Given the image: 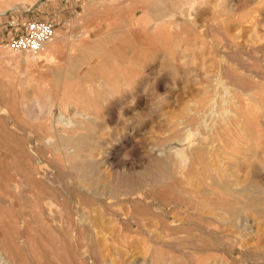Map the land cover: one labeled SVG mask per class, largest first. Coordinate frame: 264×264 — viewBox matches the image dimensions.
<instances>
[{
  "label": "rangeland",
  "instance_id": "rangeland-1",
  "mask_svg": "<svg viewBox=\"0 0 264 264\" xmlns=\"http://www.w3.org/2000/svg\"><path fill=\"white\" fill-rule=\"evenodd\" d=\"M13 18L54 23L64 36L55 61H43L42 51L29 54L38 58L27 70L17 63ZM224 84L254 118L247 133L263 130L259 141L243 140L227 156L202 127L206 104H223ZM30 96L51 101L52 113L27 114L21 103ZM0 107V235L24 262L81 264L79 239L53 232L48 216L62 224L66 208L76 223L93 222L106 235V264H264V0H0ZM81 109L92 116L80 131L82 155L97 157L92 171L41 141L49 127L81 120ZM200 146L209 169L190 171L184 154ZM83 174L97 183L87 185Z\"/></svg>",
  "mask_w": 264,
  "mask_h": 264
},
{
  "label": "bare ground",
  "instance_id": "bare-ground-1",
  "mask_svg": "<svg viewBox=\"0 0 264 264\" xmlns=\"http://www.w3.org/2000/svg\"><path fill=\"white\" fill-rule=\"evenodd\" d=\"M128 4V3H127ZM126 5V4H125ZM191 6H193L194 7V5L192 4ZM145 15V14H144ZM182 16H183V14H181ZM185 15V14H184ZM178 16V15H177ZM171 19V18H170ZM168 20V19H167ZM173 21V20H172ZM156 23H159V21H155ZM167 22V21H166ZM143 26H144V24H143ZM168 26V25H167ZM147 30V29H146ZM64 36L63 35H61L60 33H58L57 34V36H56V40H55V44L53 43V44H51V46L49 45L48 47H46L44 50H43V52L41 53V55H42V60L44 61V60H48V61H55V59H56V57H55V54H57L59 51H60V49L62 48V38H63ZM230 39V38H229ZM141 42H143V41H141ZM144 51H146V50H144ZM39 54V53H38ZM38 54H36V55H38ZM12 55H14V54H12ZM189 55V54H188ZM190 57H192V56H190ZM38 58V56H30L28 53H22L21 54V56L18 58V60H17V63L18 64H23V65H25V69L27 70L28 68H29V66L31 65V64H33V63H35V60ZM195 58V57H194ZM41 61V60H40ZM194 61V60H193ZM191 62V61H190ZM33 66V65H32ZM41 68V67H40ZM39 69V68H38ZM61 70V69H60ZM57 75V74H56ZM111 76V75H110ZM116 78V77H115ZM125 78V77H124ZM123 78V79H124ZM118 80V79H117ZM251 81V80H250ZM117 83V82H116ZM125 83V82H124ZM129 83V82H128ZM119 84V83H118ZM117 84V85H118ZM130 84V83H129ZM255 85V84H254ZM253 86V85H252ZM257 86H258V84H257ZM107 87H109V88H113L114 89V87L112 86V85H107ZM223 87H224V90H225V93H226V98H224V100L222 101L223 102V104H218V103H213V101L211 100V101H209L207 104H206V107L208 106L209 108L204 112V114H203V116H202V122H203V126L202 127H204V130L206 131L205 133H204V136L206 137V138H214V139H216V140H218V141H220L222 144H223V154H225L226 156H227V153H229V151H230V153H234V151H237V149L239 148V145H240V143H241V141H243V140H248V139H255V141H259L260 139H261V137H262V135H263V130H261V129H259L258 128V130H257V132H255L254 131V133H252V132H250V134H248L247 133V130H248V128H249V126L252 124V120L254 119L253 118V116L252 115H248L249 113H246V111H244V109H243V105H242V103L239 101V98H238V95H237V93H235L234 92V90L233 89H231L227 84H224L223 85ZM259 87H261V85L259 86ZM262 88V87H261ZM119 92V91H118ZM219 92V91H218ZM64 93V92H63ZM38 94H40V93H38ZM219 95V94H218ZM21 97V96H20ZM19 97V98H20ZM31 98H29L27 101H23L22 103H21V107H22V109L27 113V114H29V115H31V114H51L52 113V106H53V103L51 102V101H49V100H41L38 96H30ZM215 97H216V95H215ZM221 97V96H220ZM16 99H17V96H16ZM21 99V98H20ZM83 100V99H82ZM219 100V99H218ZM246 100V99H245ZM244 100V101H245ZM14 101V100H13ZM215 101V100H214ZM19 103V102H18ZM68 103V102H67ZM81 103H84V102H81ZM8 104H10V103H8ZM69 105H70V103H68ZM79 104H80V102H79ZM78 103H76V105H79ZM216 104H217V106H216ZM250 104V103H249ZM76 105H74V106H76ZM82 104H80V106H81ZM11 107V106H10ZM15 107V106H14ZM81 107H83V106H81ZM93 107V106H92ZM8 108H9V106H8ZM13 108V107H12ZM60 108H61V110H60V112H61V114L63 115V116H65V118L67 119V117H66V110H67V104H65V103H61L60 104ZM72 108V107H71ZM246 108H247V106H246ZM20 109V108H19ZM202 109V108H201ZM204 109V108H203ZM249 109V108H248ZM55 110H57V108L55 109ZM54 110V111H55ZM4 111H5V109L2 107H0V114L1 115H3L4 114ZM16 111V110H15ZM59 111V110H58ZM73 111V110H72ZM71 111V112H72ZM14 112V111H13ZM59 112V113H60ZM95 115V114H94ZM98 115V114H97ZM195 116H197V115H195ZM22 117V116H21ZM80 117H81V120H79V121H72V122H67L66 124H64L61 128L59 127L57 130H53V127L54 126H52V127H49V134L48 135H46L41 141L43 142V146H48L47 148H49V147H52L56 152H58V153H60V154H66V158H67V160L68 161H71V162H73V161H80V160H83V162L85 161V162H89V170L90 171H92L93 170V168L96 166V165H98V161H96V156L94 157H92V158H94L93 159V161H91V159H86L83 155H82V152L84 151V144H85V141L84 140H82V138H85V137H83L84 135L82 134V133H80V131H85V121H87V120H90L91 119V114L90 113H88L87 111H85L84 109H81V111H80ZM37 118H38V116H37ZM191 118V117H190ZM21 119V118H20ZM19 119V120H20ZM41 119H43V118H41ZM262 119V118H261ZM21 120H23V117H22V119ZM264 120V119H263ZM58 121V123H61V119H58L57 120ZM3 122V121H2ZM20 122V121H19ZM11 123V122H10ZM11 124H15V122H13V123H11ZM105 124V123H104ZM15 125H17V124H15ZM191 125V124H190ZM194 125V124H193ZM87 126V125H86ZM89 126H91V125H89ZM12 127V126H11ZM176 127V126H175ZM182 127V126H181ZM183 128V127H182ZM95 129V128H94ZM185 129V128H184ZM30 130V129H29ZM26 131L28 132V130L26 129ZM16 132V131H15ZM88 132V131H87ZM21 133V132H20ZM19 133V134H20ZM84 133V132H83ZM32 134H33V131H32ZM87 134V133H86ZM183 134V133H182ZM198 134V133H197ZM28 135V134H27ZM26 135V136H27ZM31 135V134H30ZM98 135V134H97ZM105 135V134H104ZM186 135V134H185ZM223 136L224 137H228V141H224V140H222V138H223ZM77 137H80L81 138V140L82 141H80L79 143H80V145L78 146V147H76L74 150H73V148H71L69 145L71 144H73L74 143V138H77ZM103 137V136H102ZM185 137V136H184ZM186 138V137H185ZM196 138V137H195ZM198 138V137H197ZM56 139H57V142H56ZM175 140V139H174ZM186 140V139H185ZM194 140V139H193ZM172 141V140H171ZM90 142V141H89ZM88 142V143H89ZM184 142V141H183ZM217 142V141H216ZM83 143V144H82ZM191 143V142H190ZM35 144V143H34ZM94 144V143H93ZM97 144V143H96ZM179 144V143H178ZM201 144V143H200ZM108 145H110V144H108ZM162 145V144H161ZM187 145V144H186ZM191 145V144H190ZM219 145H221V144H219ZM102 146V145H101ZM157 146V145H156ZM156 146H154L155 148H156ZM160 146V145H159ZM164 146V145H163ZM196 146V145H195ZM210 146V145H209ZM209 146H207V147H209ZM153 147V149H155ZM236 147H238L237 149H236ZM245 147V146H244ZM192 148V147H191ZM91 149V148H90ZM205 148L204 147H202V146H200V147H194L193 149H191V152H189V153H187V154H184L185 155V161H186V163L188 162L189 164H187L188 166V169L190 170V171H192L194 168H196V166H199L200 164H204V158H205V150H204ZM213 150H214V148H212ZM240 149V148H239ZM31 150V149H30ZM37 150V149H36ZM35 150V151H36ZM99 150H101V149H99ZM105 150V149H104ZM189 150V148H187V151ZM51 151H52V149H51ZM98 151V150H97ZM175 151V150H174ZM222 151V150H221ZM220 151V152H221ZM239 151V150H238ZM237 151V152H238ZM245 151V150H244ZM32 152H34V150L32 149ZM41 152V151H40ZM39 152V153H40ZM49 152H50V150H49ZM207 152V151H206ZM210 152V151H209ZM237 152H235L234 154H237ZM250 152V151H249ZM260 152V151H259ZM35 153V152H34ZM101 153V152H100ZM174 153V152H173ZM178 154H183V152H182V150H178V152H177ZM215 153V152H214ZM41 154H43V155H45V153H41ZM106 154V153H105ZM163 154V153H162ZM165 154V153H164ZM167 154H168V152H167ZM239 154V153H238ZM263 154V153H262ZM261 154V155H262ZM27 155V154H26ZM25 155V156H26ZM40 155V154H39ZM42 155V156H43ZM72 155V156H71ZM104 155V154H103ZM184 155H182V156H184ZM241 155V154H240ZM45 156H47V155H45ZM72 158H71V157ZM100 156V155H99ZM161 156V155H160ZM163 156V155H162ZM21 157H22V155H21ZM20 157V158H21ZM41 157V156H40ZM229 157V156H228ZM244 157V156H243ZM262 157V156H261ZM171 158V157H170ZM219 158V157H218ZM24 159V158H23ZM28 159V158H27ZM41 159H42V157H41ZM102 159V158H101ZM44 160H46V158H44ZM66 160V161H67ZM206 160V159H205ZM212 160H213V158H212ZM31 161V160H30ZM39 161H42V160H39ZM47 161H48V159H47ZM170 161V160H169ZM223 160H221V162H222ZM33 162V161H32ZM53 162V161H52ZM51 162V163H52ZM84 162V163H85ZM109 162V161H108ZM218 162V161H217ZM220 162V161H219ZM29 163V162H28ZM49 163V162H48ZM74 163V162H73ZM101 163H102V160H101ZM152 163V162H151ZM34 164V163H33ZM33 164H31V165H33ZM74 164H76V163H74ZM180 164V163H179ZM178 164V165H179ZM212 164V163H211ZM221 164V163H220ZM34 165H36V164H34ZM79 165V164H78ZM233 165V164H232ZM43 166V165H42ZM45 166V165H44ZM202 166V165H201ZM204 166H205V169H209V166L207 165V164H204ZM216 166V165H215ZM261 166V165H260ZM52 167V166H51ZM63 167V166H62ZM69 167V166H68ZM68 167H66V168H68ZM97 167V166H96ZM217 167H219V166H217ZM225 167V166H224ZM263 166H261L260 168H262ZM38 168H39V166H38ZM64 168V167H63ZM233 168H235V167H231V169H233ZM44 169V168H43ZM52 168H50L49 170H51ZM71 169V168H70ZM82 169H83V167H82ZM99 169V168H98ZM186 169V168H185ZM188 169H186V170H188ZM204 169V170H205ZM229 169V168H228ZM263 169V168H262ZM20 170H22V169H20ZM48 170V171H49ZM53 171H54V169H52ZM65 170V169H64ZM153 170V169H152ZM151 170V171H152ZM159 170V169H158ZM199 170V169H198ZM218 170H219V168H218ZM226 170V169H225ZM235 170V169H234ZM237 170V169H236ZM246 170H247V168H246ZM264 170V169H263ZM133 171V170H132ZM147 171V170H146ZM189 171V172H190ZM194 171V170H193ZM215 171V170H214ZM216 171H217V169H216ZM215 171V172H216ZM230 171V170H229ZM262 171V170H261ZM260 171V172H261ZM22 172V171H21ZM43 172H44V170H43ZM59 172V171H58ZM73 172V171H72ZM74 172H76V171H74ZM73 172V173H74ZM79 172V171H78ZM96 172H99L100 173V171H96ZM187 172V171H186ZM211 172V171H210ZM44 173H46V170H45V172ZM67 173V172H66ZM139 173V172H138ZM235 171H234V175H235ZM24 174H26V173H24ZM23 174V175H24ZM76 174H77V172H76ZM79 174H80V172H79ZM77 175V176H80V175ZM164 174V173H163ZM201 174V173H200ZM222 174H224V173H222ZM242 174V173H241ZM22 175V176H23ZM50 175V174H49ZM73 175H75V173L73 174ZM101 175V174H100ZM103 175V174H102ZM177 175V174H176ZM185 175H186V173H185ZM217 175V174H216ZM36 176H37V178H39V179H41L42 180V182L44 181L45 182V178L43 177V175L40 173V172H38V170L36 171ZM62 176V175H61ZM68 176V175H67ZM86 174H83V175H81V177L83 178V181H87L86 183H87V185H95L97 182H96V179L95 178H91V179H87L86 178ZM105 176V175H104ZM142 176V175H141ZM163 176V175H162ZM165 176V175H164ZM192 175H189L188 177H191ZM214 176V175H213ZM245 176V175H244ZM50 177V176H49ZM92 177V176H91ZM109 177H111V175L109 176ZM187 177V176H186ZM199 177V176H198ZM203 177V176H202ZM238 177H239V175H238ZM102 178V177H101ZM108 178V177H107ZM153 178V177H152ZM164 178V177H163ZM23 179V178H22ZM48 179V178H47ZM50 179V178H49ZM52 179V178H51ZM50 179V180H51ZM81 179V178H80ZM105 179V178H104ZM158 179V178H157ZM161 179V178H160ZM180 179V178H179ZM238 179V178H237ZM97 180H98V178H97ZM100 180V179H99ZM113 180V179H112ZM156 180V179H155ZM165 180V179H164ZM206 180V179H205ZM212 180V179H211ZM2 181V180H1ZM157 181V180H156ZM161 181V180H160ZM208 181V180H207ZM221 181V180H220ZM104 182V181H103ZM111 182V181H110ZM127 182V181H126ZM162 182H163V180H162ZM58 183V182H57ZM67 183V182H66ZM107 183V182H106ZM238 183L239 182H237V185H238ZM104 184V183H103ZM156 184V183H155ZM164 184V183H163ZM0 185H2V184H0ZM56 185V184H55ZM60 185V184H59ZM51 185H49V187H50ZM169 186V185H168ZM172 186V185H171ZM177 186V185H176ZM175 186V187H176ZM180 186V185H179ZM206 186H207V184H206ZM209 186V185H208ZM211 186H215V185H211ZM211 186H209V188H211ZM228 186V185H227ZM239 186H240V184H239ZM239 186H237V188L239 187ZM8 187V186H7ZM14 187H16V186H14ZM31 187V186H30ZM59 187V186H58ZM94 187V186H93ZM166 187V186H165ZM241 187V186H240ZM33 188V187H32ZM120 188V187H119ZM133 188V187H132ZM135 188V187H134ZM162 188V187H161ZM183 188V187H182ZM184 188H186V187H184ZM183 188V189H184ZM213 188V187H212ZM242 188V187H241ZM241 188H240V190H241ZM26 189V188H25ZM36 190H37V188H35ZM56 189H57V187H56ZM89 189V188H88ZM104 189V188H103ZM108 189V188H107ZM149 189V188H148ZM155 189V188H154ZM153 189V190H154ZM165 189V191H166V189H169V188H164ZM173 189V188H172ZM171 189V190H172ZM175 189V188H174ZM177 189H178V187H177ZM219 189V188H218ZM23 190V189H22ZM35 190V191H36ZM55 190V189H54ZM96 190V189H95ZM106 190V189H105ZM243 190H245V189H243ZM260 190V189H259ZM24 191H26V190H24ZM33 191V190H32ZM51 191V190H50ZM57 191V190H56ZM101 191V190H100ZM104 191V190H103ZM116 191V190H115ZM152 191V190H151ZM150 191V192H151ZM185 191V190H184ZM219 191V190H218ZM233 191V190H232ZM237 191V190H236ZM13 192V191H12ZM30 192V191H29ZM34 192V191H33ZM33 192H31V193H33ZM41 192V191H40ZM170 192V191H169ZM262 192V191H261ZM19 193V192H18ZM37 193V192H36ZM39 193V192H38ZM42 193V192H41ZM108 193V192H107ZM118 193V192H117ZM130 193V192H129ZM152 193H154V191L153 192H151L150 194H152ZM156 193V192H155ZM168 193V192H167ZM217 193V192H216ZM245 193V192H244ZM94 194V193H93ZM124 194V193H123ZM169 194V193H168ZM222 194H224V193H222ZM58 195V194H57ZM130 195V194H129ZM152 195H154V194H152ZM241 195H243V194H241ZM104 196V195H103ZM62 196H60V198H61ZM64 197V196H63ZM230 197V196H229ZM264 198V197H263ZM48 199H50V198H48ZM55 200H56V198H54ZM115 200V199H114ZM133 200V199H132ZM162 200V199H161ZM204 200V199H203ZM21 201V200H20ZM40 201V200H39ZM48 201V200H47ZM63 201H64V199H63ZM67 201V200H66ZM134 201H136V199L134 200ZM139 201V200H138ZM163 201V200H162ZM165 201V200H164ZM163 201V202H164ZM218 201V200H217ZM42 202V201H41ZM80 202H81V200H80ZM106 202V201H105ZM140 202V201H139ZM263 202H264V200H263ZM56 203V202H55ZM256 203V202H255ZM58 204H60V203H58ZM62 204H63V202H62ZM143 204V203H142ZM141 204V205H142ZM154 204V203H153ZM152 204V205H153ZM227 204V203H226ZM61 205V204H60ZM69 205V204H68ZM81 205V204H80ZM96 205V204H95ZM98 205H100V204H98ZM107 205V204H106ZM147 205H148V203H147ZM263 205V204H262ZM79 206V205H78ZM77 206V207H78ZM82 206V205H81ZM91 207H92V205H90ZM116 206V205H115ZM139 206V205H138ZM144 206V205H143ZM182 205H180V207H181ZM219 206V205H218ZM247 207H248V205H246ZM25 207V206H24ZM47 207V206H46ZM102 207V206H101ZM101 207H99V208H101ZM189 207V206H188ZM190 207H191V205H190ZM227 207V206H226ZM252 207V206H251ZM254 207V206H253ZM48 208V207H47ZM83 208V207H82ZM224 208H225V206H224ZM46 209V208H45ZM57 209V208H56ZM92 209H94V206H93V208ZM98 209V208H97ZM96 209V206H95V211L97 210ZM102 209H103V207H102ZM101 209V210H102ZM227 209V208H226ZM231 209V208H230ZM244 209V208H243ZM243 209H241L242 210V212H244L243 211ZM257 209V208H256ZM99 210V209H98ZM141 210V209H140ZM233 210V209H232ZM235 210V209H234ZM236 210H237V208H236ZM246 210H247V208H246ZM56 211V210H55ZM89 211V210H88ZM154 211H156V210H154ZM32 212V211H31ZM42 212L44 213V211L42 210ZM90 212V211H89ZM98 212V211H97ZM103 212V211H102ZM101 212V213H102ZM65 213L67 214V219H66V221L64 222L63 220H62V224H58L57 225V221H59L58 220V218L56 217V214L54 213V212H50V213H48V216H50L51 218V222H53L54 223V226H55V228H53V232H56L57 234H61V235H63V236H67L68 234H73L74 236L76 235V238H78L79 239V243H78V249H79V252H78V255L77 256H79L80 257V260H79V262L81 263V264H89L91 261H90V259H92V263L91 264H106V263H104V255H103V240L102 239H104V237L106 236V235H104L103 236V234H102V232H100L101 234H102V236L103 237H99V233L96 231V227H99V226H97V225H95L93 222H83L84 220H81L82 222H80V223H76L75 221H74V219H72V217H71V211L69 210V209H66L65 208ZM85 213V212H84ZM96 213V212H95ZM104 213V212H103ZM102 213V214H103ZM114 213V212H113ZM152 213V212H151ZM191 213V212H190ZM195 213V212H194ZM86 214V213H85ZM124 214V213H123ZM136 214V213H135ZM140 214V213H139ZM148 214V213H147ZM173 214V213H172ZM187 214V213H186ZM13 215V214H12ZM33 215V214H32ZM62 217H63V215H64V213H61L60 214ZM78 215V214H77ZM93 215V214H92ZM100 215V216H99ZM99 217H102V215L100 214V212H99ZM118 215V214H117ZM120 215V214H119ZM224 215H225V213H224ZM236 217H237V214H234ZM79 216V215H78ZM91 216V215H90ZM90 216H89V219H90ZM106 216H107V214H106ZM126 216V215H125ZM145 216V215H144ZM226 216V215H225ZM234 216V217H235ZM65 217V216H64ZM74 217V216H73ZM76 217V216H75ZM82 217V216H81ZM96 217V216H95ZM105 217V216H104ZM123 217H124V215H123ZM88 218V217H87ZM86 218V219H87ZM118 218V217H117ZM49 219V220H50ZM60 219H61V217H60ZM88 219V220H89ZM114 219V218H113ZM143 219V218H142ZM146 219V218H145ZM148 219V218H147ZM2 220V219H1ZM22 220V219H21ZM34 220H35V218H34ZM97 220V219H96ZM101 220V219H100ZM111 220V219H110ZM116 220V219H115ZM7 221H8V219H7ZM103 221V220H102ZM101 221V222H102ZM113 221V220H112ZM124 221V220H123ZM139 221V220H138ZM145 221V220H144ZM151 221V220H150ZM149 221V222H150ZM100 222V221H99ZM104 222V221H103ZM114 222V221H113ZM48 223V222H47ZM136 223V222H135ZM143 223V222H142ZM45 224V223H44ZM49 224V223H48ZM99 224H101V223H99ZM103 224V223H102ZM47 225V224H46ZM50 225H51V223H50ZM106 225V224H105ZM105 225H102V226H105ZM136 225H137V223H136ZM170 225V224H169ZM146 226V225H145ZM4 227V226H3ZM39 227V226H38ZM106 227V226H105ZM25 228V227H24ZM40 228V227H39ZM44 228V227H43ZM50 228V227H49ZM104 228V227H103ZM146 228V227H145ZM144 228V229H145ZM169 228V227H168ZM41 229V228H40ZM51 229V228H50ZM106 229V228H105ZM3 230V229H2ZM43 230H45V229H43ZM98 230V229H97ZM99 230H100V228H99ZM133 230V229H132ZM152 230V229H151ZM168 230V229H167ZM166 230V232H168ZM41 231V230H40ZM94 232L95 234V236L92 238V239H90V237H89V239L91 240V242L90 243H85L86 241H85V239H86V237H85V235H86V233H89V235H90V232ZM149 231L150 230H148V235H149ZM150 232H152V231H150ZM165 232V233H166ZM45 233V232H44ZM17 234H18V232H17ZM144 234V233H143ZM152 234V233H151ZM153 234H154V232H153ZM152 234V235H153ZM157 234V233H156ZM28 235H26V237H27ZM29 236H32V235H30L29 234ZM49 236V235H48ZM47 236V237H48ZM71 236V235H70ZM73 236V237H74ZM78 236V237H77ZM87 236V235H86ZM91 236V235H90ZM17 237V236H16ZM156 237L158 238V236L156 235ZM66 238V237H65ZM4 239V238H3ZM10 239V238H9ZM40 239V238H39ZM49 239H50V236H49ZM48 239V240H49ZM88 239V240H89ZM150 239V238H149ZM6 240V239H5ZM30 240H32V238L31 239H29V240H27V244H28V246L30 247V248H33L34 247V243H32L33 241H30ZM38 240V239H37ZM87 240V239H86ZM155 240V239H154ZM190 240V239H189ZM105 241V240H104ZM40 242H41V240H40ZM51 242V241H50ZM78 242V241H77ZM11 243H12V241H11ZM53 243V242H52ZM58 243H59V241H58ZM63 243V242H62ZM191 244V243H190ZM12 245V244H11ZM67 245V244H66ZM188 245V244H187ZM17 246V245H16ZM41 246V245H40ZM76 246V247H77ZM19 247V246H18ZM68 247V246H67ZM71 247H72V245H71ZM165 247V246H164ZM15 248L13 247V246H8V245H5L3 242H2V237H1V235H0V264H28V263H26V262H24L20 257H19V253H18V250L16 249V250H14ZM19 249V248H18ZM35 249V248H34ZM156 249V248H155ZM192 249H193V247H192ZM33 250V249H32ZM31 249H30V251H32ZM196 250H197V248H196ZM198 251V250H197ZM20 252V251H19ZM33 252H35V251H33ZM37 252V251H36ZM193 252V251H192ZM61 253V252H60ZM161 253V252H160ZM194 253V252H193ZM37 254V253H36ZM35 254V255H36ZM63 254V253H62ZM104 254H106L105 252H104ZM195 254V253H194ZM33 255V254H32ZM156 255V254H155ZM37 256H39L38 254H37ZM34 257V256H33ZM156 257V256H155ZM35 258V257H34ZM40 258V256L38 257V259ZM62 258V257H61ZM75 258V257H74ZM161 258V257H160ZM164 258V257H163ZM162 258V259H163ZM64 259V258H63ZM35 260H36V258H35ZM41 259H39V261H40ZM48 260V259H47ZM53 260V259H52ZM38 260H36V262H37ZM38 261V262H39ZM161 261V260H160ZM37 262V264H39ZM41 263H42V260H41ZM43 264V263H42ZM62 264V263H61ZM68 264V263H67ZM72 264V263H71ZM78 264V263H77ZM157 264V263H156ZM197 264H209L208 262H206V261H204V260H198L197 261Z\"/></svg>",
  "mask_w": 264,
  "mask_h": 264
},
{
  "label": "built area",
  "instance_id": "built-area-1",
  "mask_svg": "<svg viewBox=\"0 0 264 264\" xmlns=\"http://www.w3.org/2000/svg\"><path fill=\"white\" fill-rule=\"evenodd\" d=\"M8 27L13 31L11 48L19 53L36 55L56 40V28L50 21H20L13 18Z\"/></svg>",
  "mask_w": 264,
  "mask_h": 264
},
{
  "label": "crops",
  "instance_id": "crops-1",
  "mask_svg": "<svg viewBox=\"0 0 264 264\" xmlns=\"http://www.w3.org/2000/svg\"><path fill=\"white\" fill-rule=\"evenodd\" d=\"M61 17V16H60Z\"/></svg>",
  "mask_w": 264,
  "mask_h": 264
}]
</instances>
